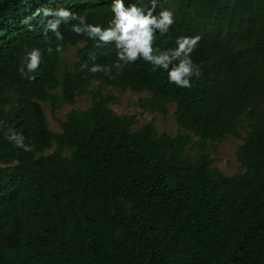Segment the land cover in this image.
<instances>
[{"label": "trees", "instance_id": "16d2710c", "mask_svg": "<svg viewBox=\"0 0 264 264\" xmlns=\"http://www.w3.org/2000/svg\"><path fill=\"white\" fill-rule=\"evenodd\" d=\"M111 3L0 0V264H264V0H156L154 14L171 10L175 24L155 47L201 37L191 54L201 75L188 89L142 60L119 76L113 69V79L81 71L93 64L90 52L94 63L110 65L115 51L101 55L70 25L60 28L63 41L47 44L40 17L32 31L21 23L47 7L106 27ZM71 47L75 60L67 65ZM32 48L42 63L22 76ZM107 88L147 93L140 108L163 117L174 106L182 134H158L152 122L133 130V116L110 109ZM81 95L90 96L89 107L69 111L59 132L50 131L41 103L55 113ZM9 129L34 150L16 148ZM227 137L242 140V172L233 176L208 155V143Z\"/></svg>", "mask_w": 264, "mask_h": 264}, {"label": "clouds", "instance_id": "9594fccd", "mask_svg": "<svg viewBox=\"0 0 264 264\" xmlns=\"http://www.w3.org/2000/svg\"><path fill=\"white\" fill-rule=\"evenodd\" d=\"M152 6L145 11L133 3L125 5L124 0H112L110 11L112 18L106 27L86 23L76 13L66 8H37L32 16L25 17L21 22L28 25L29 31L34 30L31 21L40 17V33L45 43L51 44L53 38L63 41L64 37L60 31L62 25H70L71 31L77 35H84L95 42V47L100 49L101 55H109L115 51L116 60L110 65H99L94 63L97 59L96 52L89 53V59L93 64L87 62L81 65V71L87 70L92 74L103 73L109 79H113L112 70L116 69V76L122 75L126 66L144 61L151 65V71H162L167 74V82L181 89L192 86V78H199L201 70L194 64L191 54L197 48L201 37L179 36L176 38V47L161 50L155 47L157 35L166 36L175 24V17L171 10H161L154 14L156 0H151ZM76 23H73V22ZM55 51L63 52L61 44H57ZM47 52L52 54L53 48L48 47ZM43 54L39 48H32L23 57L18 71L26 75L36 73L42 63ZM29 80L35 79L34 75H28ZM0 124H3L0 121ZM6 138L18 149L24 152H32L33 146L25 143V138L11 129L8 130Z\"/></svg>", "mask_w": 264, "mask_h": 264}, {"label": "rangeland", "instance_id": "374dc122", "mask_svg": "<svg viewBox=\"0 0 264 264\" xmlns=\"http://www.w3.org/2000/svg\"><path fill=\"white\" fill-rule=\"evenodd\" d=\"M76 49L71 47L65 53L64 61L67 65L75 60ZM102 94L110 95L114 99V102L109 107L115 114L133 116L135 118L136 124L133 130H137L145 124L152 122L158 134L164 133L172 137L182 134V130L178 128L175 121L174 106H170L168 114L163 117L158 113H150L140 108L139 101L148 98L149 95L147 93H133L129 90L122 91L107 88L102 90ZM90 102L91 98L89 95H81L77 97L74 105H59L55 113H51L48 104L41 103L49 130L59 132V122L64 120L65 115L69 111H84L89 107ZM240 136L243 138L245 133L240 132ZM194 140L196 139L194 138ZM241 144L242 140H237L233 137H227L220 142L208 143V155L213 159L214 167L223 175L233 176L242 172L236 158V152ZM190 153L193 154L192 152Z\"/></svg>", "mask_w": 264, "mask_h": 264}]
</instances>
